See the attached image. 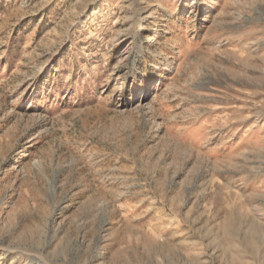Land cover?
Instances as JSON below:
<instances>
[{
    "label": "rangeland",
    "instance_id": "obj_1",
    "mask_svg": "<svg viewBox=\"0 0 264 264\" xmlns=\"http://www.w3.org/2000/svg\"><path fill=\"white\" fill-rule=\"evenodd\" d=\"M0 264H264V0H0Z\"/></svg>",
    "mask_w": 264,
    "mask_h": 264
}]
</instances>
